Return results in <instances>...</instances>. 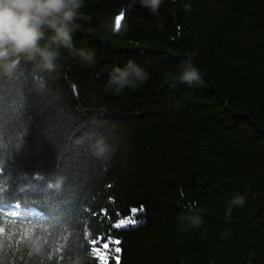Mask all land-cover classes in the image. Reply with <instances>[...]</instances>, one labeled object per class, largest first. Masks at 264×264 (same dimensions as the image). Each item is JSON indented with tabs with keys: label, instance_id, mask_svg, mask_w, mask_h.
Listing matches in <instances>:
<instances>
[{
	"label": "trees",
	"instance_id": "1",
	"mask_svg": "<svg viewBox=\"0 0 264 264\" xmlns=\"http://www.w3.org/2000/svg\"><path fill=\"white\" fill-rule=\"evenodd\" d=\"M130 2L85 0L72 39L91 66L61 49L53 71L0 68V259L99 264L95 248L107 264H264V0H163L155 15L137 0L122 34L99 28ZM129 60L149 79L117 93L110 73ZM131 209L143 225L115 228ZM197 214L199 228L179 219Z\"/></svg>",
	"mask_w": 264,
	"mask_h": 264
},
{
	"label": "clouds",
	"instance_id": "2",
	"mask_svg": "<svg viewBox=\"0 0 264 264\" xmlns=\"http://www.w3.org/2000/svg\"><path fill=\"white\" fill-rule=\"evenodd\" d=\"M131 2L121 8L119 13L105 19L99 25L104 32L122 34L126 29L123 21L126 13L131 9ZM141 7L149 9L150 13H158L163 0H138ZM85 7V0H0V68L11 73L21 61L32 63L34 67L53 71L56 68L55 61L61 54V49L76 58L78 57L85 66L95 63V53L92 50L76 48L73 43V35L80 27L81 20H90L81 12ZM191 5L185 4L184 10H190ZM117 17H120L117 26ZM183 69L179 75V81L189 86L202 83L200 70L192 63V56L189 55L182 62ZM167 78V77H166ZM149 79V74L141 66H137L131 60L121 69L113 67L110 73L109 87L116 85V92L119 93L124 86L133 90L137 88L135 82L140 85ZM41 87L43 83L41 82ZM96 149L94 155L101 157L107 151L104 138L97 139L93 145ZM63 182L62 177H57L55 184L49 183V188H57ZM245 198L238 192L229 201V207L225 210V217L230 218L233 207H242ZM200 211H204L200 209ZM179 219H187L197 228L202 221L199 214L195 216H183ZM43 245L39 240L32 242L31 252L40 254ZM0 264H4L0 259ZM70 264H83L80 258L70 261Z\"/></svg>",
	"mask_w": 264,
	"mask_h": 264
},
{
	"label": "snow or ice",
	"instance_id": "3",
	"mask_svg": "<svg viewBox=\"0 0 264 264\" xmlns=\"http://www.w3.org/2000/svg\"><path fill=\"white\" fill-rule=\"evenodd\" d=\"M119 22H120V17H117V26H119ZM141 210L143 211V209H141ZM136 223H137V221L134 220V219H121L120 222L119 223H115L114 226H115V228L120 229V228L125 227L126 225H135ZM85 243L86 244L91 243V244L94 245L96 243V241L95 240H92L91 242L86 241ZM112 243L115 244V245H119L121 243V241L117 239V240L112 241ZM108 247H109V245L107 243H105L103 245V250H107ZM90 251L92 252V254L94 256H96L98 258L99 264H107L106 259L101 255V251H99V250H97L95 248L90 249ZM114 251L116 253H119L121 251V249L119 247H116L114 249ZM117 264H119L118 261H117Z\"/></svg>",
	"mask_w": 264,
	"mask_h": 264
},
{
	"label": "bare ground",
	"instance_id": "4",
	"mask_svg": "<svg viewBox=\"0 0 264 264\" xmlns=\"http://www.w3.org/2000/svg\"><path fill=\"white\" fill-rule=\"evenodd\" d=\"M13 187H14L15 189H19V187H15V184L13 185ZM14 188H13V189H14ZM12 206H15V207L13 208ZM12 206H8V209L11 210V209L13 208V211H14L15 213H18V212H19V207L16 206V205H12ZM129 213H130V214H129L128 217H126V218H123V217H117L116 220L114 221V224H115V223H119L121 219H134V220L137 221V223H136L135 225H137V226H138V224H139V225H143L141 219H136V218H135V211H134V209H131ZM139 228H140V226L137 227V229H139ZM120 229L122 230L123 228H120ZM119 235H120V234H119ZM119 235H118L116 238H113V237H112V238H113L114 240H117V239L120 240ZM89 242H91V241H89ZM112 244H113V243H112ZM89 246L92 247V244L89 243ZM113 246H114V247H117L118 245L113 244ZM94 258H95V260H97V261L99 262V260H98L97 257H94ZM106 260H108V259H106ZM111 261H112V264H113V260H112V259H111ZM109 262H110V261H109Z\"/></svg>",
	"mask_w": 264,
	"mask_h": 264
}]
</instances>
